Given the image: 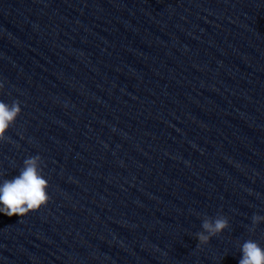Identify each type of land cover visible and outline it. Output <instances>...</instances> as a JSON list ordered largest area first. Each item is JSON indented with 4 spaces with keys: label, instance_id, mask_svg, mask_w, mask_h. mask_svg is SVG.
Returning <instances> with one entry per match:
<instances>
[{
    "label": "clouds",
    "instance_id": "clouds-1",
    "mask_svg": "<svg viewBox=\"0 0 264 264\" xmlns=\"http://www.w3.org/2000/svg\"><path fill=\"white\" fill-rule=\"evenodd\" d=\"M4 85L0 83V90ZM21 114L19 101L10 105L0 101V141L5 140V133ZM42 160L39 155L25 159L19 175L0 184V213L9 217H23L29 212L39 210L49 201L48 180L41 174ZM264 221V216L253 215L250 232L256 225ZM229 227V220L224 215L215 218L205 216L202 221V231L196 233L199 245L209 243L212 237L222 233ZM242 258L239 264H264V248L253 240L245 241L241 246Z\"/></svg>",
    "mask_w": 264,
    "mask_h": 264
}]
</instances>
